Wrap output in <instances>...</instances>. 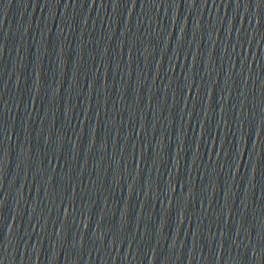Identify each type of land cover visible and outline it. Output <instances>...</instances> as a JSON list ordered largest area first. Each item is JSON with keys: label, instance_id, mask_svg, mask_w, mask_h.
<instances>
[{"label": "water", "instance_id": "water-1", "mask_svg": "<svg viewBox=\"0 0 264 264\" xmlns=\"http://www.w3.org/2000/svg\"><path fill=\"white\" fill-rule=\"evenodd\" d=\"M0 264H264V0H0Z\"/></svg>", "mask_w": 264, "mask_h": 264}]
</instances>
